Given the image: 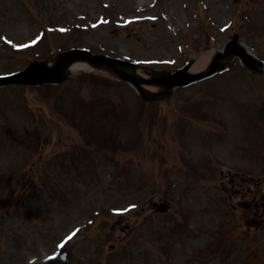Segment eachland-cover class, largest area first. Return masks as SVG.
Returning a JSON list of instances; mask_svg holds the SVG:
<instances>
[{"label":"rangeland","instance_id":"374dc122","mask_svg":"<svg viewBox=\"0 0 264 264\" xmlns=\"http://www.w3.org/2000/svg\"><path fill=\"white\" fill-rule=\"evenodd\" d=\"M235 33L264 59V0H0V74L75 46L163 64L159 72L192 60L200 72ZM255 76L236 59L154 102L95 66L58 85L0 89V264H42L65 243L72 264H208L226 225L248 242L245 259L229 263L217 245L212 258L264 264V77ZM236 103L263 114L260 124L243 111L240 129L229 122ZM231 160L246 170L235 181L217 176L222 166L240 175Z\"/></svg>","mask_w":264,"mask_h":264},{"label":"water","instance_id":"95a60500","mask_svg":"<svg viewBox=\"0 0 264 264\" xmlns=\"http://www.w3.org/2000/svg\"><path fill=\"white\" fill-rule=\"evenodd\" d=\"M235 41H233L229 44L225 55L230 54L232 51H237L238 53H243L242 49L232 47V45L236 46ZM85 55H86L85 52H80V51H75V50L68 51L61 58V60L59 61L58 65L55 68H49V67L42 65L40 63L32 64V65H30L27 72L20 75V79L24 80V81H29V82H39L40 83L44 79L45 80H48V79L51 80V79L58 78V76H60V74H61V70L64 68V66L68 62H70L75 57H78V56L83 57ZM220 56H223V54H221ZM91 59L95 62H98V63H107L108 65H112L115 69H118V70H120V67L124 68V67H135L136 66L135 64L129 63L127 61H124V60H121L118 58H110V57H106V56L92 57ZM220 62H221L220 59H218L217 62L212 66L210 72H213L217 68H219L221 66ZM122 74L126 78L133 80L138 85H139V82L141 80L144 81V79H142V78H140L134 74H131L129 72L128 73L123 72ZM203 75L204 74L198 75V76L188 75L185 73V69H183L174 75H168V76L163 77V78H157L156 81H163L169 85H174V84H179V83H188L189 81H191L195 78L201 77ZM9 77H11V76H9ZM9 77H7V80H9Z\"/></svg>","mask_w":264,"mask_h":264},{"label":"bare ground","instance_id":"6f19581e","mask_svg":"<svg viewBox=\"0 0 264 264\" xmlns=\"http://www.w3.org/2000/svg\"><path fill=\"white\" fill-rule=\"evenodd\" d=\"M48 63H53V60H49ZM90 65L88 62L86 61H75L73 63H71L67 69L70 70H80V69H90ZM138 72L144 76H151V75H155L156 73L145 68V67H139L138 68ZM153 91H156V88L153 89Z\"/></svg>","mask_w":264,"mask_h":264},{"label":"snow or ice","instance_id":"6c2138e0","mask_svg":"<svg viewBox=\"0 0 264 264\" xmlns=\"http://www.w3.org/2000/svg\"><path fill=\"white\" fill-rule=\"evenodd\" d=\"M94 26H95V25H94ZM60 31H66V29H60ZM7 42H8L9 44L12 43V41H7ZM33 43H36V41H33ZM17 47L27 48V47H29V45H27V44H22V45H18ZM133 207H134V206H133ZM77 231H79V230H77ZM75 235H76V232L72 233V235L69 236L67 239H68V240H71L72 237L75 236ZM63 246H64L63 244L60 245V247H63Z\"/></svg>","mask_w":264,"mask_h":264}]
</instances>
